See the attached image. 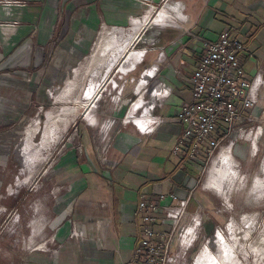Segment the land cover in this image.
Here are the masks:
<instances>
[{
  "label": "crops",
  "instance_id": "0c3cea01",
  "mask_svg": "<svg viewBox=\"0 0 264 264\" xmlns=\"http://www.w3.org/2000/svg\"><path fill=\"white\" fill-rule=\"evenodd\" d=\"M23 2L9 10L0 7L1 196L12 180H3L2 173L18 170L16 157L21 162L17 164L21 178L40 168L42 156L59 142L60 125L55 133L46 129L40 134L39 115L38 127L27 138L26 120L35 110L39 114L58 102L66 76L89 60L95 45L92 74L98 68V75L95 87L88 84L89 79L82 87L87 115L81 141L74 145L65 139L66 148L49 167L54 175L48 190L39 181L32 200L25 198V190L17 197L16 234L24 239L17 250L27 254L29 264H123L132 260L141 238V192H176L181 198L192 192L187 222L198 212L204 227L188 248L185 262L189 264V253L197 250L205 231V219L213 230L221 225L217 221L222 217L218 197L204 189L201 175L196 177L203 157L188 162L185 152L173 151L182 129L177 110L192 98L190 75L202 53L200 40L190 34L214 41L225 28L235 29L250 48L245 68L259 95L264 85V0ZM158 17L163 20L158 22ZM136 42L140 44L135 50ZM122 57L121 70L106 78ZM141 80L148 85L142 101H136ZM258 95L254 114L259 115L263 107ZM124 99L137 104L127 121L123 116L128 106L118 107ZM244 124L245 120L237 122L223 138L218 153L228 148L222 151L214 175L220 177L221 171V175L234 176L230 149L239 157L238 164L245 165L248 154L238 137ZM247 130L260 152L258 131ZM214 178L209 176L208 184L216 182ZM45 193L49 195L42 197ZM26 206L32 207V213ZM206 245L191 264H196ZM25 259L21 264H26Z\"/></svg>",
  "mask_w": 264,
  "mask_h": 264
},
{
  "label": "rangeland",
  "instance_id": "374dc122",
  "mask_svg": "<svg viewBox=\"0 0 264 264\" xmlns=\"http://www.w3.org/2000/svg\"><path fill=\"white\" fill-rule=\"evenodd\" d=\"M166 3L167 2H165V4ZM169 3L175 5L174 2L170 1ZM167 5L169 4L167 3ZM159 10L160 7L154 11V15H156ZM139 44L140 42L138 44L136 42L132 47L136 50ZM130 50L133 51L132 48H130ZM126 51L128 53V50ZM126 51L123 57L126 56ZM95 53L96 45L89 60L82 64H78L71 70L70 74L66 76L64 84L62 83L61 86L65 92L61 91L57 94L60 98L59 100L56 99L58 102L55 103V105L51 108H43L39 110V114L38 110H35L26 120V128L30 127L27 131V138L31 132L38 127L37 119H39V115L41 119L39 124L41 125L40 134H43L46 129H48L49 132L55 133L59 125L62 129L58 134L59 142H57V145H54L52 149L49 150L50 152L46 151L47 154L40 159V168L37 167L34 172L30 171L26 174H22L20 178L18 176V171L21 166L18 167L17 164L19 165L21 162H19L20 158L16 157L18 159L16 161V168H18V170L15 173H8V171L2 173L1 178L3 180L6 178L11 180V177L12 180L7 185V189L5 188L4 195H0V264H21L23 257L25 256V263L29 264L30 262L29 257L27 258V254L25 255L17 250V244H20L19 248L21 250L22 242L24 240L22 239L23 237L17 235L18 233L16 234L17 223L15 222V219L17 214L20 213V210L17 208L18 203H16L18 200L17 197L23 190H25V198H31L32 200V191L39 181L44 182V186H46L45 189L48 190L47 187L49 186V182L52 181V178L50 177H53L54 175V173H50L49 167L56 164L63 153L62 150L66 148L65 139L67 140L70 138L74 145H77L81 141V125L83 124V119L86 118L87 115V110L84 108L86 101L82 102V87L86 85L87 79H89V85L97 81L98 68H96L97 73H94V75L92 74L95 70ZM123 57L119 64L105 75L106 78L110 77L116 70H121L120 67L124 60ZM90 63L92 66L87 68ZM86 69L89 70L87 71L88 73L85 74L84 72ZM96 84L97 83H94V87ZM137 95L140 94L137 93ZM258 97V104L262 105L263 111L258 115L254 114L253 110L250 120L245 121L244 128H252L253 131H258L259 136L257 140L259 141L258 143H260V152H257V154L253 152L255 143L252 140V137L251 139L249 138V140L242 139V146L245 147V151L248 154V157L246 158L247 161L244 165L247 170L244 169V166L238 164L239 157L234 150L230 149L231 157H233L234 160V162L231 163V171L232 174L234 173V176L224 175V172L221 175V171L219 173L220 177L214 175V173L216 174L217 172L215 171V168L219 169L220 167L218 162L222 159L220 155L223 151L222 150L218 153L217 149L213 157L209 156L208 158H203V161H201L202 169L199 173H196V177L201 175V184L204 186V189L207 192H213L216 194L220 205L223 196H221V194L226 193L227 198H230V202L232 203V209L230 214L225 211L219 213L222 217H218L217 222L221 224L220 226L225 235V237H222V235H219V237L224 238V240H217L218 238L214 236L217 227H213L212 230L209 227L211 223L208 219H205V231L196 245L197 250H193L189 253V264L193 263L194 258L199 253V249H202L203 245L207 243V240L210 241L209 243L212 249L210 260L209 262H202V260H206L203 257L204 259H200L198 264H264V85L261 88ZM92 103L93 102H90L89 106ZM88 117L90 118L92 116ZM68 123L71 125L68 126ZM253 123L255 124L252 125ZM215 133H217V131ZM220 137L222 136H218V138ZM28 147L29 145H27V148ZM30 159H32V157ZM234 166L236 168H234ZM209 176H214V179H216V182L211 183L212 187L215 189L206 188V184L209 183ZM48 193L42 194L41 196H48ZM204 202L206 205H209V201L206 200ZM31 208V206H26V210L29 214L32 213ZM230 216L233 217L231 220ZM25 234H27V232H25ZM28 244L30 250H32L33 244L30 242Z\"/></svg>",
  "mask_w": 264,
  "mask_h": 264
},
{
  "label": "built area",
  "instance_id": "2783aa9c",
  "mask_svg": "<svg viewBox=\"0 0 264 264\" xmlns=\"http://www.w3.org/2000/svg\"><path fill=\"white\" fill-rule=\"evenodd\" d=\"M23 5V0H0V7L6 10ZM2 24L0 22V26ZM190 35L200 40L202 53L190 75L192 98L184 101L177 110L182 129L173 151L175 154L185 152L187 161L194 162L199 157H213L236 123L250 120L259 92L245 68V57L250 48L235 29L225 28L214 41ZM142 81L138 82L136 93L140 95L136 101H142L148 85H141ZM136 101H120L118 107L128 106L124 121L133 113ZM238 137L249 139L252 135L241 127ZM253 152H258L256 144ZM192 196V192L184 198L176 192L157 195L141 192L138 204L141 238L132 260L123 264H186L188 248L204 227L198 212L187 222ZM231 209L230 198L222 196L218 212L230 214ZM232 218L230 216V220ZM215 230L217 234L224 232L221 226ZM206 242L208 245L210 241Z\"/></svg>",
  "mask_w": 264,
  "mask_h": 264
},
{
  "label": "bare ground",
  "instance_id": "6f19581e",
  "mask_svg": "<svg viewBox=\"0 0 264 264\" xmlns=\"http://www.w3.org/2000/svg\"><path fill=\"white\" fill-rule=\"evenodd\" d=\"M164 18V17H163ZM160 19H162V18H160V17H158V22H161L162 20H160ZM131 53V52H130ZM143 82V81H142ZM142 82H141V85H143L142 84ZM138 87V86H137ZM251 139V138H250ZM249 140V139H248ZM228 147H225L224 149H223V151L224 150H226ZM228 153H230V152H228ZM231 155V154H230ZM209 179V178H208ZM206 187L207 188H212V189H215V188H213L212 187V185L211 184H206ZM217 192V191H216ZM217 193H220V192H217ZM221 194V193H220ZM221 195H223V196H226L227 194L226 193H223V194H221ZM227 197V196H226ZM219 235H222V237H225V235L223 234V232H220V233H218L217 234V236H216V238H218L217 240H224V238H220L219 237ZM211 253H212V250H211V245H209V246H207L206 245V247H205V249H204V251H203V253L199 256V258L197 259V261H196V264H198V262H199V260L200 259H206V260H202V262H204V261H208L209 262V260H210V257H211ZM204 257V258H203Z\"/></svg>",
  "mask_w": 264,
  "mask_h": 264
}]
</instances>
